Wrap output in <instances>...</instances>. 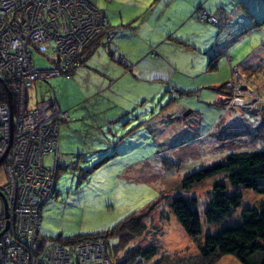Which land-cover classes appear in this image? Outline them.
Wrapping results in <instances>:
<instances>
[{
    "label": "rangeland",
    "instance_id": "1",
    "mask_svg": "<svg viewBox=\"0 0 264 264\" xmlns=\"http://www.w3.org/2000/svg\"><path fill=\"white\" fill-rule=\"evenodd\" d=\"M196 1L193 10H198L195 17L200 22L198 14L204 4L230 12L264 10V0H126V10H142L143 14L155 10L150 19L155 18L156 10H165L161 26L164 20H174L176 10L182 14L191 10ZM137 2L140 7H136ZM255 41L245 38L239 42L242 56L250 53ZM102 43L70 74L38 78L28 88L30 108L52 99L67 112V118L59 120L56 199L40 209L39 237L60 241L64 239L59 237L106 231L132 212L152 206V220H148L152 233L137 239L136 244L145 245L156 238L171 256L197 253L205 234L241 222L243 208L259 207L264 200V179L258 184L263 191L231 185L223 172L194 182L187 189L180 188V181L188 172L230 151L264 148V88L258 78L240 71L231 57L224 56L231 76L221 90L223 96L217 98L219 106L208 96L199 101L197 91L191 94L195 88L183 91L176 87V72L167 71L155 80L126 73L117 51L111 44ZM192 55L201 56L180 54L185 59ZM33 57L38 68L53 67L51 52H34ZM202 77L209 79L214 74ZM241 80L249 93L242 92ZM181 81L190 86L185 78ZM238 87L239 93H235ZM226 95L243 100L237 106L241 110L234 109L235 101H227ZM46 163L54 167L52 155L47 156ZM5 179L4 165L0 164V184ZM219 180L227 184L229 192L241 194L240 204L218 221H208L204 209L213 183ZM179 192L198 200L201 229L196 236L189 235L170 210V199ZM107 240L110 252L120 242L116 234ZM111 256L113 260L114 253ZM123 256L119 253L120 258ZM215 264L244 263L229 253Z\"/></svg>",
    "mask_w": 264,
    "mask_h": 264
},
{
    "label": "built area",
    "instance_id": "2",
    "mask_svg": "<svg viewBox=\"0 0 264 264\" xmlns=\"http://www.w3.org/2000/svg\"><path fill=\"white\" fill-rule=\"evenodd\" d=\"M200 11L202 22H218ZM107 26L104 13L86 0H0V79L15 94L13 118L8 98L0 101V154L6 157V179L0 184V264H110L101 239L70 245L36 240L40 209L54 198L55 171L46 158L52 155L56 161L59 119L67 114L61 110L54 114L50 99L33 108L23 104L35 79L68 73L81 65L83 49ZM33 46L50 51L56 67L44 74L37 70ZM239 86L250 92L242 80Z\"/></svg>",
    "mask_w": 264,
    "mask_h": 264
},
{
    "label": "crops",
    "instance_id": "3",
    "mask_svg": "<svg viewBox=\"0 0 264 264\" xmlns=\"http://www.w3.org/2000/svg\"><path fill=\"white\" fill-rule=\"evenodd\" d=\"M88 2L104 12L109 27L99 42L106 43V36H111V43L107 41L106 45L111 44L117 51L120 63L122 58L126 60V73L130 71L142 79L155 80L167 71L176 72L179 75L176 87L183 91L195 88L191 90V94L197 91L199 101L208 96L219 106L216 101L223 94L216 87L225 83L231 76L225 62V58L229 56L231 61L236 62L235 66L240 71L258 78L261 88H264V40L260 38H264V10L230 12L231 10H222L223 7H220L221 10H213L204 4L203 8H200L219 20L217 24H211L200 22L195 17L198 10H193V6L196 1L191 10H187L185 14L176 10L174 20H164L159 26L165 10H156L155 18L150 19L155 10H150L147 14H143L142 10H126L129 5L126 0ZM136 5L140 7V2ZM146 20L148 21L144 22ZM245 38H256V41L255 44L251 42L253 46L250 53L242 56L239 52V42ZM188 52L199 53L201 56L192 55L186 59L180 56L181 53ZM118 66H115L117 72ZM222 66L226 69L221 70ZM207 74H214V77H202ZM182 77L190 83L186 85L190 86H184ZM234 101V109L241 110L237 106L242 104L243 100L241 102L235 98Z\"/></svg>",
    "mask_w": 264,
    "mask_h": 264
},
{
    "label": "trees",
    "instance_id": "4",
    "mask_svg": "<svg viewBox=\"0 0 264 264\" xmlns=\"http://www.w3.org/2000/svg\"><path fill=\"white\" fill-rule=\"evenodd\" d=\"M108 27L97 34L83 49L84 60L100 43L99 41L105 36ZM108 42L111 43V41ZM108 42L106 41V44ZM121 60L125 64V60L123 58ZM224 86L225 83L216 88L223 91ZM6 98L4 82L0 80V101ZM219 172L224 173L231 185H241L263 191L258 184L264 179V148L230 151L215 162L188 172L182 177L180 188L187 189L194 182ZM240 199L241 194L235 190L229 192L224 181H215L212 186L211 198L204 209L206 219L218 221L231 214L232 209L240 204ZM197 203L198 200L195 196H185L181 192L173 194L169 203L170 210L183 229L191 236L198 235L201 229ZM151 208L152 206L145 211L132 212L109 230L78 234L67 238L59 237L64 240L57 242L70 245L85 239H101L112 264H215L223 255L229 253L244 264H264V200L259 207L243 208L241 210L242 221L238 224L224 225L215 233L205 234L198 252L189 255L176 253L173 256L169 255L162 249V246L156 243V238L145 245L136 244L137 239L152 233V228L149 226L152 220L150 218ZM115 234L120 238V242L114 245V249H111L110 252V250L108 251L110 246L107 237ZM38 239L43 242L40 237ZM121 252L124 253V256L120 258L119 253ZM111 253H114L113 260Z\"/></svg>",
    "mask_w": 264,
    "mask_h": 264
},
{
    "label": "bare ground",
    "instance_id": "5",
    "mask_svg": "<svg viewBox=\"0 0 264 264\" xmlns=\"http://www.w3.org/2000/svg\"><path fill=\"white\" fill-rule=\"evenodd\" d=\"M86 1H88V0H86ZM90 4H92V3H90ZM94 6V5H93ZM94 7H96V6H94ZM97 9H99L98 7H96ZM99 10H101V9H99ZM111 41V40H110ZM33 48L34 49H32V51H34V52H40L38 49H36V46H33ZM34 52H33V54H34ZM46 52H50V51H44V52H40V53H46ZM49 60H51V62L54 64V62H53V58H49ZM84 61V60H83ZM33 62L35 63V61H34V57H33ZM83 63V62H82ZM35 66H36V64H35ZM79 66H81V65H79ZM79 66H77V67H79ZM37 67V66H36ZM54 67H56V65L55 66H53L52 68H46V69H40V68H36L37 70H39L40 72H42L43 74L44 73H47L48 71H51ZM77 67H75L73 70H71L70 72H68V73H60V74H66V75H68V74H70L71 72H73ZM35 69V68H34ZM57 75H59V74H57ZM51 76H55V75H51ZM45 77H48V76H45ZM45 77H43V78H45ZM1 80V79H0ZM36 80V79H35ZM34 82V81H33ZM33 82H32V84H33ZM5 83V82H4ZM7 85V84H6ZM8 86V85H7ZM32 86V85H31ZM30 86V87H31ZM29 87V88H30ZM10 92H11V98H12V100H13V104H12V106H11V104H10V106H9V114H10V117H12L13 118V114H14V106H15V104H14V99H15V94H14V92L12 91V90H10ZM27 92H28V89H27ZM23 104H24V108H26V106H27V108H30L29 106H28V103H27V94L25 95V93H24V99H23ZM50 104H52L53 106H55L56 108H54L53 109V112H54V114L57 112V110H58V113H60V107H59V105L56 103V101H54V100H50ZM26 105V106H25ZM62 111V110H61ZM66 114H67V112H66ZM67 118V117H66ZM59 120H61V119H59ZM60 122V121H59ZM13 127V119H11V128ZM15 128H16V126H15ZM14 132H15V130L14 131H12L11 133H13L14 134ZM58 135H59V126H58ZM12 141H13V136H10L9 137V144H11L12 143ZM58 146H59V143H58ZM2 154V153H1ZM0 154V155H1ZM58 158V150H57V157H56V161H55V164H54V169H55V165H57V159ZM4 161H6V157L4 156V155H1L0 156V164H3L4 165ZM56 176V175H55ZM54 180H55V177H54ZM56 194H57V191H56V187H55V182H54V198L53 199H51V200H54V199H56ZM47 201H49V200H47ZM47 201H45V202H47ZM44 202V203H45ZM43 203V204H44ZM39 216H40V218H41V215L39 214ZM39 224H40V219H39V223H38V225H37V229H36V232H37V236H35V238H36V240L40 243V244H43V242H40L39 241V239H38V234H39ZM102 241V240H101ZM103 242V241H102ZM105 246V245H104ZM105 255H106V257H107V259H108V261L110 260L109 258H108V256H107V253H106V248H105ZM110 264H111V262H110Z\"/></svg>",
    "mask_w": 264,
    "mask_h": 264
},
{
    "label": "water",
    "instance_id": "6",
    "mask_svg": "<svg viewBox=\"0 0 264 264\" xmlns=\"http://www.w3.org/2000/svg\"><path fill=\"white\" fill-rule=\"evenodd\" d=\"M4 86H5V89H6V92H7L8 103H9V106H10V104H11V92H10L9 87L6 85V83H4Z\"/></svg>",
    "mask_w": 264,
    "mask_h": 264
}]
</instances>
